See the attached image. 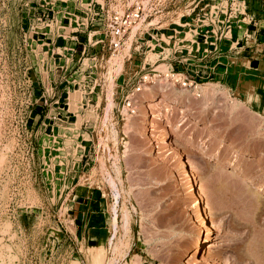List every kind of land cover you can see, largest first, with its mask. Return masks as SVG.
<instances>
[{
  "label": "rangeland",
  "instance_id": "obj_1",
  "mask_svg": "<svg viewBox=\"0 0 264 264\" xmlns=\"http://www.w3.org/2000/svg\"><path fill=\"white\" fill-rule=\"evenodd\" d=\"M198 1L150 0L138 58L153 49L146 60L166 70L173 51L186 49L190 67L198 24L212 16L219 30L227 9L213 0L194 21ZM231 4L244 12L240 0ZM70 14H79V0H0V264H91L92 247L103 249L104 264H264V192L248 186L264 191V52L249 71L233 53L235 32L209 41L215 51L196 78L203 85L144 93L130 118L115 102L127 63L80 67L79 45L61 35L79 42L72 28L84 15ZM230 20L243 34L248 19ZM157 30L164 62L159 36L147 42ZM121 69L111 108L109 82ZM196 184L203 190L194 194Z\"/></svg>",
  "mask_w": 264,
  "mask_h": 264
},
{
  "label": "built area",
  "instance_id": "obj_2",
  "mask_svg": "<svg viewBox=\"0 0 264 264\" xmlns=\"http://www.w3.org/2000/svg\"><path fill=\"white\" fill-rule=\"evenodd\" d=\"M211 1L212 0H199L198 3H211ZM149 2L150 0L144 5L141 0H135L132 4H129L130 0H102V3L92 0L89 3V8L84 10L81 8V0H79V14L82 12L86 13L83 16L85 24L80 23L79 27H84L86 25V31L87 29L95 31L94 44L88 43V35H86L79 56L80 67H84V59H87L92 64H96V61H101L103 58L111 56L116 50L121 51L125 46L131 29L144 23L148 18H151L152 9L148 7ZM50 10H52V8H50ZM204 11L207 10H200L201 13ZM65 18L67 19V17ZM208 18L210 22L207 25L201 24L200 26V28H205V30H207L205 33H208V31L212 32V30H208L207 28H209V26L213 27V25L218 23L217 20L211 21L212 16H209ZM150 27L151 26L148 28ZM150 30L155 31L151 28L147 29L146 32ZM72 32H79V30ZM138 32L139 30L134 34L127 53L128 55L124 61V64L127 63L126 69L119 75V77H117L119 83L116 85L117 87L115 89L116 94H118L115 101L118 111L119 109L125 110L130 116L136 115L141 103L142 94L150 92L151 90H157L160 87L167 86L188 91L194 90L196 86L203 85V83H198L196 77L188 72V68L183 62L167 60V58H165V48L162 46H166V44L161 40L162 35H160L158 39L160 45L158 49V59L163 62L167 60L169 65L167 67L169 68L162 70L159 68L160 65H157L158 61L151 63L147 61L145 57L140 60L137 51L140 47L138 46L139 42L137 40ZM146 34L150 37V40H147V42L154 41V38L151 35L148 33ZM197 36L198 34H196V37ZM76 39L77 37H72L71 41L76 43ZM206 40L207 37L204 35L203 42L205 43ZM142 48L143 47H141V51H143ZM183 52H186L185 56H188V50L186 49L175 50L171 55H182ZM145 53L146 51L144 54ZM90 67L91 66H89V68ZM85 69H88V67H85ZM194 95L200 97V92H196Z\"/></svg>",
  "mask_w": 264,
  "mask_h": 264
},
{
  "label": "crops",
  "instance_id": "obj_3",
  "mask_svg": "<svg viewBox=\"0 0 264 264\" xmlns=\"http://www.w3.org/2000/svg\"><path fill=\"white\" fill-rule=\"evenodd\" d=\"M212 1H211V3L203 2V3H197L196 4V6L194 7V9L191 12L195 15V18H193V20L195 19L194 21H196V20L198 22L200 21V16H201L200 10H208L210 7V4H212ZM226 1H227L226 13L223 15L222 14L219 15L221 17V19H220L221 26H220L219 30H216L217 24H215V25H213V27L209 26V28H207L208 30H212V32L208 31V33H205V31H207V30H205V28H200L201 24H198V31H197L198 36L197 37L195 36L196 37L195 42L198 44L197 55L195 57H193V61L190 64V67H188L186 65V63L183 62V58H185L187 56L179 55V54L173 55V60L183 62L184 65L188 69H191V71L189 70V72L191 74H194L193 76L196 78L197 77L199 79L202 78V76L199 75L197 72L200 69V67L203 66L204 63H206L209 55L215 51V50H213L212 52L210 51L208 53L207 48H206L207 44L208 45L212 44L211 43L212 40H221V38L223 36H225L227 33L231 32V31L235 32L234 36L231 37V40L235 46L233 49V53L234 54L238 53L240 66L243 69L249 70V71H256L260 67L261 57H263L262 53L264 52V25H261L262 23H264V0H240L242 2V4L244 5V8H245L243 13L231 12V11H233L231 0H226ZM217 16H218V14H217ZM231 17H235V22H239V21L242 22L245 19H248V22L243 24V30H244L243 34L241 33L238 36V34H237V32L239 31L238 26L234 22L232 23V21L230 20ZM63 19H65V17ZM218 20H217V22H219ZM62 28L67 29L66 26H62ZM85 33H86V29H83V27H80L79 28V42L77 41L76 43H73V44L79 45V56L81 53V48L83 46V43L85 42V40L83 39V38H85ZM149 35H151L152 37L156 36L158 38V36H160L162 34L158 32V33H156V35H152V34H149ZM204 35L207 37V40L205 41V43L203 42V36ZM166 36L168 37V35H166ZM61 37L62 38H69V39L72 38L70 36L66 37L64 35H61ZM209 41H211V42H209ZM249 42L252 43V46L249 45ZM50 44L52 45L53 42H51ZM58 47H61L64 49V47L61 45H59ZM162 47H165V46H162ZM238 51H240V52H238ZM203 53H207V54L204 55ZM202 54H203V56H202ZM70 105H71V103H69V106ZM70 108H71V106H70ZM59 113L60 112H58V115H59ZM73 115L66 116V114H62L61 116L67 117V119H68V118L72 117ZM62 122H64V121H62ZM75 205H76L75 209H77L78 212L80 211L79 207L85 206V204L80 203V202L75 203ZM75 214L78 215V213H75ZM75 219L79 220V218H77V216H75Z\"/></svg>",
  "mask_w": 264,
  "mask_h": 264
},
{
  "label": "bare ground",
  "instance_id": "obj_4",
  "mask_svg": "<svg viewBox=\"0 0 264 264\" xmlns=\"http://www.w3.org/2000/svg\"><path fill=\"white\" fill-rule=\"evenodd\" d=\"M96 2H99V3H102V0H95ZM135 2V0H130V3L129 4H132V3H134ZM141 2L145 5L147 2H148V0H141ZM119 4H120V2H119ZM90 5V4H89ZM81 8H83L84 10H85V8H84V6H81ZM181 13V12H180ZM69 14V13H68ZM84 14H86L85 12H82L81 14H70V15H73V16H83ZM184 14V13H183ZM54 21H55V18H54ZM54 21H53V23H54ZM85 24V23H84ZM142 24L143 23H141L139 26H135V27H133L132 29H131V32L128 34V37H127V40H126V43H125V46H124V48L121 50V51H119V50H116L113 54H111V56H108V58L107 57H105V58H103L102 60H101V62H103L104 61V59H105V62L107 63V62H109V61H119V62H121L122 61V63H123V67H124V61H123V58L125 57L124 55H125V50L129 47L130 48V45H131V42H130V44H129V41H131V40H133V37H134V34L138 31V30H140V28H141V26H142ZM79 26H80V24H79ZM72 28V27H71ZM80 28V27H79ZM86 28V25L83 27V29H85ZM79 29L77 28L76 30H74L73 28H72V31H78ZM88 32V33H87ZM48 33H50V34H53L54 33V31L53 30H50ZM92 34V36H90ZM54 35V34H53ZM86 35H88V43L89 44H94L95 43V41H93V38H94V35H95V31L94 30H88L87 29V31H86ZM129 50V49H128ZM149 52H152V50H150V51H146V58L149 60H151V61H154L153 60V58L148 54ZM128 53V51L126 52V54ZM157 54H155L154 53V56H156ZM107 58V59H106ZM84 61H87L88 62V60L87 59H84ZM84 61H83V66L84 67H88L89 68V66L90 65H85L84 64ZM106 63H105V66H106ZM95 65H97V63L96 64H91V66H95ZM123 69V68H122ZM121 69V70H122ZM121 70H119V71H115V73L112 75V78H111V81L109 82V84H110V91H109V101H110V104L112 105L111 106V108L112 107H114V103H113V101H112V92H111V84L113 83V78L115 77V76H118V74L121 72ZM200 86V85H199ZM168 88L167 86H164V87H160V88ZM197 88V86L195 87V89ZM199 90V89H198ZM141 104V103H140ZM144 106H147V108H148V106H150L149 108H151L152 106H153V103L151 104V103H148V105H145L144 104ZM140 108V106L138 107V109ZM119 111H120V113L122 114V112H123V114L125 113V115H127L128 116V114L125 112V110H120L119 109ZM125 115H123V116H125ZM126 116V117H127ZM134 116H136V115H134ZM129 117H130V115H129ZM131 118V117H130ZM129 118V119H130ZM136 118V117H135ZM128 119V120H129ZM132 119H134L133 117H132ZM150 122H151V120H150ZM152 131V130H151ZM114 133V132H113ZM151 134V133H150ZM150 136V135H149ZM115 139V138H114ZM114 143H115V140H114ZM167 144V143H166ZM174 150V149H173ZM177 150V149H176ZM177 153H179V151H176ZM180 156H181V154H179ZM179 156V157H180ZM181 164H182V162H181ZM183 165V164H182ZM181 165V166H182ZM184 169V168H183ZM190 171V170H189ZM232 172V171H231ZM191 173V172H190ZM190 173L188 172V173H186L185 172V174H186V178L188 179V182H189V180H191L193 177L190 175ZM184 177V178H185ZM185 178V179H186ZM193 180V183H194V179H192ZM197 183V182H196ZM212 184V183H211ZM214 185V184H213ZM249 187H250V190L252 189V190H254V192L256 191V193H258V194H262L264 191H263V189H261V188H259V187H251L250 185H248ZM209 187V186H208ZM191 190H193L194 191V194H197L198 192H202V190H203V188L201 187V185H198V184H196V189L195 188H193V189H191ZM216 190V189H215ZM212 191V190H211ZM216 193V192H215ZM192 194V193H191ZM208 194H210V193H208ZM213 195H214V192L212 193ZM212 194H210V195H212ZM199 195V194H198ZM209 195V196H210ZM212 195V196H213ZM200 196V195H199ZM208 196V195H207ZM208 196V197H209ZM215 196V195H214ZM213 196V197H214ZM213 197H212V199H213ZM210 198V197H209ZM191 199V198H190ZM200 200V199H199ZM205 200H208L207 199V197H206V199ZM195 201V205H194V208H195V206H197V207H199V201H197V199H195V200H193V202ZM211 202H212V204H214V201H212V200H210L209 199V201H207L206 202V205L204 204V206H205V211H207L208 209L207 208H209L210 207V204H211ZM217 202V201H216ZM205 203V202H204ZM200 209H202V211H203V207L202 208H200ZM211 209H212V207H211ZM217 209V208H216ZM196 210V209H195ZM197 210H198V208H197ZM197 210H196V212H197ZM209 211V210H208ZM214 211V210H213ZM125 212V211H124ZM126 213V212H125ZM127 214V213H126ZM198 214H199V211H198ZM205 214V213H204ZM206 215H207V212H206ZM124 216V215H123ZM199 216V215H198ZM211 217V216H210ZM209 217V218H210ZM128 218H127V216L125 215V218H124V221H125V223H124V226H126L127 224H128V220H127ZM198 219H202V220H204L205 219V216H201V217H199ZM199 220V221H200ZM212 220V219H211ZM123 221V222H124ZM203 222V221H202ZM212 222V221H211ZM201 223V222H200ZM213 224H214V222H213ZM212 224V225H213ZM204 225V223L202 224V226ZM212 225H210L211 227H213ZM215 225V224H214ZM127 228V227H126ZM125 228V229H126ZM215 228H216V226H215ZM215 228H214V230H215ZM206 229V228H205ZM207 230V229H206ZM125 232V231H124ZM208 232H210V228H209V230H208ZM214 234V233H213ZM125 237H128V236H125ZM124 238V237H123ZM126 239V238H125ZM204 241H206V239L204 240ZM126 242V241H125ZM208 244V246H206L205 248H206V254L208 255L210 252H211V250H212V247L210 246V243H207ZM120 246L123 248V247H125L126 245H125V243L124 242H122L121 244H120ZM119 246V247H120ZM119 247H115L114 249H115V251H116V253H118L119 255H120V248ZM208 247V248H207ZM126 250V249H125ZM205 250V249H204ZM90 252H91V264H104V253H103V249L102 248H97V247H92L91 249H90ZM205 254V255H206ZM211 256V255H210ZM192 257V256H191ZM219 261H221L222 262V260H219ZM225 262V261H224ZM227 262L228 261H226V263L225 264H227ZM73 264V263H72ZM74 264H77V263H74ZM109 264H112V263H109ZM228 264H230V263H228Z\"/></svg>",
  "mask_w": 264,
  "mask_h": 264
}]
</instances>
